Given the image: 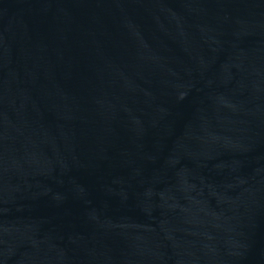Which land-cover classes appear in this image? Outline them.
Masks as SVG:
<instances>
[{
    "label": "water",
    "instance_id": "obj_1",
    "mask_svg": "<svg viewBox=\"0 0 264 264\" xmlns=\"http://www.w3.org/2000/svg\"><path fill=\"white\" fill-rule=\"evenodd\" d=\"M0 264H264V0H0Z\"/></svg>",
    "mask_w": 264,
    "mask_h": 264
}]
</instances>
